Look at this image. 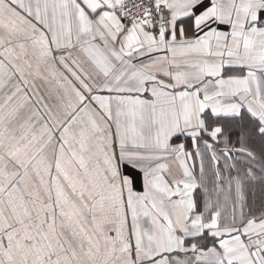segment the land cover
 I'll return each instance as SVG.
<instances>
[{
	"label": "snow or ice",
	"instance_id": "1",
	"mask_svg": "<svg viewBox=\"0 0 264 264\" xmlns=\"http://www.w3.org/2000/svg\"><path fill=\"white\" fill-rule=\"evenodd\" d=\"M0 264H264V0H0Z\"/></svg>",
	"mask_w": 264,
	"mask_h": 264
}]
</instances>
